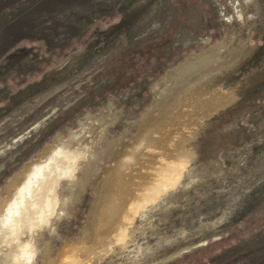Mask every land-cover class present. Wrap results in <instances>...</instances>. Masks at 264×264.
Returning a JSON list of instances; mask_svg holds the SVG:
<instances>
[{
    "label": "rangeland",
    "instance_id": "obj_1",
    "mask_svg": "<svg viewBox=\"0 0 264 264\" xmlns=\"http://www.w3.org/2000/svg\"><path fill=\"white\" fill-rule=\"evenodd\" d=\"M27 263L264 264V0H0V264Z\"/></svg>",
    "mask_w": 264,
    "mask_h": 264
},
{
    "label": "bare ground",
    "instance_id": "obj_2",
    "mask_svg": "<svg viewBox=\"0 0 264 264\" xmlns=\"http://www.w3.org/2000/svg\"><path fill=\"white\" fill-rule=\"evenodd\" d=\"M191 64H192V63H191ZM181 75H182V74H181ZM143 137H144V136H143ZM122 185H123V184H122ZM157 185H158V184H157ZM157 185H156V186H157ZM146 187H147V186H146ZM148 187H149V186H148ZM120 188H121V190L124 189V191H127L126 188H123L122 186H121ZM9 245H10V244H9ZM14 250H15V249H14ZM27 264H29V263H27ZM54 264H57V263H54Z\"/></svg>",
    "mask_w": 264,
    "mask_h": 264
}]
</instances>
